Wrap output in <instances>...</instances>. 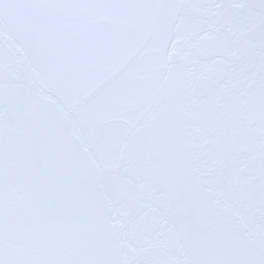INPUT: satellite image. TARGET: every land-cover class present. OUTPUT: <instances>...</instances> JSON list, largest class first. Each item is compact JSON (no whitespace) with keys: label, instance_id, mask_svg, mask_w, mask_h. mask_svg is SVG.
<instances>
[{"label":"snow or ice","instance_id":"1","mask_svg":"<svg viewBox=\"0 0 264 264\" xmlns=\"http://www.w3.org/2000/svg\"><path fill=\"white\" fill-rule=\"evenodd\" d=\"M0 264H264V0H0Z\"/></svg>","mask_w":264,"mask_h":264}]
</instances>
